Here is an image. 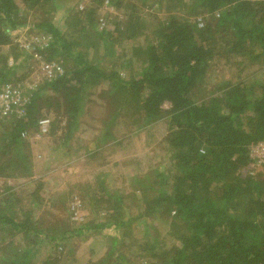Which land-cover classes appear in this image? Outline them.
Returning <instances> with one entry per match:
<instances>
[{
  "label": "trees",
  "instance_id": "obj_1",
  "mask_svg": "<svg viewBox=\"0 0 264 264\" xmlns=\"http://www.w3.org/2000/svg\"><path fill=\"white\" fill-rule=\"evenodd\" d=\"M19 1L0 0V85L20 82L17 69L36 54L61 62L63 72L32 91L24 117L0 119V264H57L66 243L89 238L101 255L85 264H264V165L257 171L251 158V147L264 142V0H157L163 16L142 15L140 0H93L128 10L108 32L98 30L94 8L70 12L62 30L49 17L57 0ZM25 8L41 17L34 29L51 38L30 54L12 35L26 26ZM126 57L139 63L138 74L123 75ZM220 62L262 77L234 82ZM104 83L96 93L108 112L91 135L95 149L117 141L121 115L146 129L165 120L168 160L111 189L109 178L123 171L97 174L85 188L89 213L77 223L66 216L65 196L40 216L36 202L15 204L4 185L33 168L21 134H34L51 115L49 135L67 146Z\"/></svg>",
  "mask_w": 264,
  "mask_h": 264
},
{
  "label": "rangeland",
  "instance_id": "obj_2",
  "mask_svg": "<svg viewBox=\"0 0 264 264\" xmlns=\"http://www.w3.org/2000/svg\"><path fill=\"white\" fill-rule=\"evenodd\" d=\"M17 1L20 3L19 0ZM130 1L131 0H124V4ZM156 2L157 0H140L136 2V5H138V10H140L144 16L155 13L158 16L167 15L165 7L155 10L157 7ZM55 7L56 12L51 13L49 17L51 22L62 30L66 29L65 22L70 12L75 13L78 10L85 11L88 8L96 9L98 12V30L104 32L111 31L115 22L123 18L126 19L127 17L125 16L128 12V10L126 11L124 9V5L118 6L119 10H117L112 5L105 6L102 4L99 7V4L95 3L93 0H57L55 2ZM36 12L39 13L40 11L37 10ZM178 13V15H175L179 17L184 15V13ZM19 16L27 18L26 26L13 32L12 35L15 39H19L20 43L23 45H33L34 39L40 38V34L43 35L34 29V24L40 22L41 17L36 15L34 10L32 11L27 8L19 10ZM200 19L203 20L202 18ZM152 26L154 25L151 24L150 28H152ZM122 49L117 48L118 54H121ZM129 58L130 57H126L124 60V63L129 62L131 64L126 63V65H128L127 70L123 73L124 76L138 74L140 72L139 63H135L134 61L131 63ZM56 63L62 67L61 62ZM220 63L223 67L222 75L226 78H231L234 82L239 80H250V82H255L259 81L262 77L258 74L255 76L254 73L249 77L248 74L250 70L241 72L234 66H229L226 62ZM231 64L233 63L231 62ZM22 65L23 67L17 69L19 72L18 76L25 77H21L20 82H26L27 86H35V91H37L38 87L44 83V81L49 80V74L43 70L39 63L34 61L33 57L28 64L24 62ZM224 65L227 67L225 66L224 68ZM216 76L218 77V75ZM216 76H212L208 82L216 83V80H218ZM10 81L12 82L14 80ZM108 87V83H104L97 88L96 91H90L94 93L90 99L88 98L85 111L89 109V114L93 117H90L87 112L82 114L79 118V122L85 125L78 126V129L74 132L67 146H63L62 144L57 145L58 141L56 137L53 138V135H49V132H51L50 126L48 127L47 133L44 135L38 134L40 131L39 125L37 127L38 131L36 130L34 134H27L25 140L30 144L32 154L31 160L33 168L31 169V173L26 177L10 178L7 180V184L4 185L7 188H11L8 192L10 195L14 196L13 199L15 204H20V206H24L27 209H32L31 204L33 206L36 202L35 206L38 208L36 214L40 216L41 209L52 206L49 205L52 200L56 202L65 196L67 208L69 207L70 210L66 216L70 222L77 223L83 220L89 213V206L84 203V201L87 200L84 197V193L86 192L85 188L90 185V182L97 174L104 171L114 172L119 169L123 171L124 175L122 177L119 175L120 179L117 178V176L113 178L112 174H110L112 178H109L106 186L111 189L115 188L117 182L121 181L125 176L129 177L132 174L147 173L153 167L164 164V162L168 160L167 145L164 140L168 136L169 131L168 122L165 120L155 124L154 127L146 129L139 125L136 126V124L126 120L125 116L121 115L120 121H118L119 123L116 125L117 141L111 142V144L101 149H95L96 144L93 143L91 135L99 134L95 129H98L102 125L100 119L102 122V114L105 110H102L101 106L106 104V101L99 98L96 92H100V90H104ZM163 108L168 109L169 105L167 104ZM49 116L50 120H52L53 116ZM90 125L95 128L91 129ZM57 132L58 136H60L61 132L59 129ZM64 135L66 136V130L63 129L62 137ZM80 138H82V140L79 146L81 144V146L86 145L84 149H80L76 146L75 141L78 142ZM90 150L93 152L96 150V154L89 157L92 154ZM121 165L124 166L122 167ZM257 171H259V169H257ZM32 193H34V196L31 197ZM45 212L48 214L47 208L44 209V213ZM61 216L62 215L56 216V218H60ZM150 225L162 235L158 224L152 223ZM104 233L111 236L116 235L114 229L105 230ZM92 241L91 238L83 242L80 239L69 241L66 243L65 247L62 248L64 254L61 258L63 259L57 264H85L91 260V258L99 254L101 255L100 249L96 250ZM99 246L101 248L102 244ZM39 250L40 253H42L43 250L41 246ZM93 252H95V255Z\"/></svg>",
  "mask_w": 264,
  "mask_h": 264
},
{
  "label": "built area",
  "instance_id": "obj_3",
  "mask_svg": "<svg viewBox=\"0 0 264 264\" xmlns=\"http://www.w3.org/2000/svg\"><path fill=\"white\" fill-rule=\"evenodd\" d=\"M109 5V2L106 1L105 6ZM50 39L51 38L49 36L40 34V38L38 37L34 39L33 45H23L20 43L19 39H15V42L18 43L22 50L30 54V52L34 50L35 45L41 47L42 49L48 47ZM33 58H35V61L41 65L46 73L49 74L48 79H52L56 74L63 72V68L56 62L47 63L43 61L38 54H36ZM9 64L13 65L12 60H10ZM34 90L35 86H27L26 82H19L16 84L8 82L2 86L0 85V119H7L13 116L18 119L24 117L26 107L31 99L32 91ZM50 124L51 120L49 118L41 119L38 122L40 130L38 134H46ZM26 136V132L21 134L23 139H25ZM251 158L255 160L257 169L262 170L264 165V142L251 147Z\"/></svg>",
  "mask_w": 264,
  "mask_h": 264
}]
</instances>
